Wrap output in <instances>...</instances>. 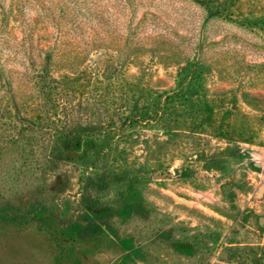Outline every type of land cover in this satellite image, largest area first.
<instances>
[{
  "label": "rangeland",
  "instance_id": "obj_1",
  "mask_svg": "<svg viewBox=\"0 0 264 264\" xmlns=\"http://www.w3.org/2000/svg\"><path fill=\"white\" fill-rule=\"evenodd\" d=\"M0 264H264V0H0Z\"/></svg>",
  "mask_w": 264,
  "mask_h": 264
}]
</instances>
